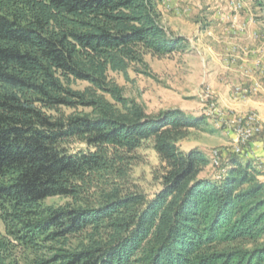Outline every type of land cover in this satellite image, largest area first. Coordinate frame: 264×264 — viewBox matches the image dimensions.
I'll use <instances>...</instances> for the list:
<instances>
[{
  "label": "trees",
  "instance_id": "16d2710c",
  "mask_svg": "<svg viewBox=\"0 0 264 264\" xmlns=\"http://www.w3.org/2000/svg\"><path fill=\"white\" fill-rule=\"evenodd\" d=\"M187 45L158 0H0V264H264L263 166L204 177L179 144L206 119L111 78Z\"/></svg>",
  "mask_w": 264,
  "mask_h": 264
},
{
  "label": "rangeland",
  "instance_id": "374dc122",
  "mask_svg": "<svg viewBox=\"0 0 264 264\" xmlns=\"http://www.w3.org/2000/svg\"><path fill=\"white\" fill-rule=\"evenodd\" d=\"M238 2L242 5L237 13L230 0H158L163 27L188 45L161 59L146 57L147 75L130 70L127 80L111 74L125 96L143 105L148 113L180 110L206 119V125L191 130L179 144L184 152L199 149L207 155L204 177L220 179L226 173L225 162L237 155L231 121L232 128H239V120L255 115L264 128L256 111L231 108L259 94L264 79V0ZM86 86L73 85L77 89ZM262 142V136L256 137L243 152L248 155L252 143L264 149ZM140 153L144 163L136 169V177L149 182L150 169L158 159L150 149ZM64 202L60 198L47 201L55 205Z\"/></svg>",
  "mask_w": 264,
  "mask_h": 264
},
{
  "label": "built area",
  "instance_id": "2783aa9c",
  "mask_svg": "<svg viewBox=\"0 0 264 264\" xmlns=\"http://www.w3.org/2000/svg\"><path fill=\"white\" fill-rule=\"evenodd\" d=\"M231 3L235 6V2L230 0ZM235 10L238 13V6H235ZM263 57V54H262ZM259 61L262 60L258 59ZM238 94V88H236ZM264 128L257 125L256 122L249 120V117H244V119L239 120V128H232V121L230 122V130L234 134L235 140V153L237 155L247 156L243 151V147L249 145V143L256 140V137L262 136L263 142L262 146L264 147ZM217 165H219V158L217 159Z\"/></svg>",
  "mask_w": 264,
  "mask_h": 264
},
{
  "label": "crops",
  "instance_id": "0c3cea01",
  "mask_svg": "<svg viewBox=\"0 0 264 264\" xmlns=\"http://www.w3.org/2000/svg\"><path fill=\"white\" fill-rule=\"evenodd\" d=\"M261 83L262 89L260 90L259 94L255 95L243 104H238L234 106L232 105L231 108L235 107L236 110L242 109L244 112L248 110H254L264 120V79L261 81ZM224 100L227 101L229 106L231 105L228 102L227 97H224ZM246 160L254 161L255 164L263 166V175L261 179L264 181V149H259L255 146L254 143H252L250 145V153H248V155L246 156Z\"/></svg>",
  "mask_w": 264,
  "mask_h": 264
},
{
  "label": "bare ground",
  "instance_id": "6f19581e",
  "mask_svg": "<svg viewBox=\"0 0 264 264\" xmlns=\"http://www.w3.org/2000/svg\"><path fill=\"white\" fill-rule=\"evenodd\" d=\"M239 1V0H238ZM237 0H233V2H235V6H238V10L241 9V5L242 3L240 4ZM221 14V13H220ZM264 68V66H263ZM262 72H264V69L262 70ZM241 89L239 88L238 89V93H240ZM249 120H251L252 122H256L258 126L262 127L260 124H259V119L255 116V115H250L249 116Z\"/></svg>",
  "mask_w": 264,
  "mask_h": 264
}]
</instances>
